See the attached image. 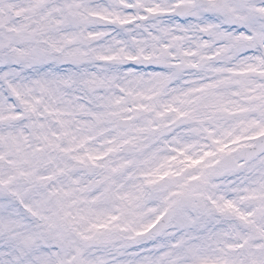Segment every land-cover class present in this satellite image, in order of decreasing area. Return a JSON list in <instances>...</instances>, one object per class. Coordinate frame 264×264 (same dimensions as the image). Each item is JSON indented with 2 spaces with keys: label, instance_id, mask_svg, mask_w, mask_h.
<instances>
[{
  "label": "snow or ice",
  "instance_id": "1",
  "mask_svg": "<svg viewBox=\"0 0 264 264\" xmlns=\"http://www.w3.org/2000/svg\"><path fill=\"white\" fill-rule=\"evenodd\" d=\"M2 9L0 264H264V0Z\"/></svg>",
  "mask_w": 264,
  "mask_h": 264
},
{
  "label": "clouds",
  "instance_id": "2",
  "mask_svg": "<svg viewBox=\"0 0 264 264\" xmlns=\"http://www.w3.org/2000/svg\"><path fill=\"white\" fill-rule=\"evenodd\" d=\"M160 165H164L163 167L160 168L161 171L167 170V167L169 166L168 162L164 161L162 157L160 160L156 161V166H160ZM171 166L178 170L183 165H181L179 163H173ZM189 174L199 175V169L197 168V169H192V170H186L183 179H180V180H177L176 178H172V177H169L168 179L162 180L159 182V184L155 188H153L151 190L157 191V192H164V191L168 190L169 194H171V191L174 189H170V185H172L174 183H185L187 181V176ZM157 204H158L157 200H152L149 202L148 207L151 208V207L156 206ZM147 210L148 209L145 208L144 212H147Z\"/></svg>",
  "mask_w": 264,
  "mask_h": 264
},
{
  "label": "rangeland",
  "instance_id": "3",
  "mask_svg": "<svg viewBox=\"0 0 264 264\" xmlns=\"http://www.w3.org/2000/svg\"><path fill=\"white\" fill-rule=\"evenodd\" d=\"M12 2L15 4L27 5L28 0H12ZM11 12L12 11L8 9L0 10V26L5 25L7 22L12 21V20H16L17 22H19L18 19H15V17L17 16L16 13L11 14ZM103 22L104 21H100V23H103ZM105 46H106L105 42H102L98 45V47H101V48H104Z\"/></svg>",
  "mask_w": 264,
  "mask_h": 264
}]
</instances>
